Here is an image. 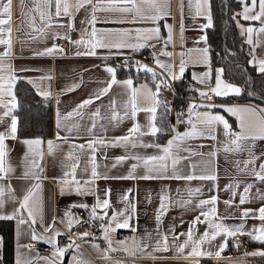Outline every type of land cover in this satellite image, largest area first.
I'll return each instance as SVG.
<instances>
[{"label":"crops","instance_id":"obj_1","mask_svg":"<svg viewBox=\"0 0 264 264\" xmlns=\"http://www.w3.org/2000/svg\"><path fill=\"white\" fill-rule=\"evenodd\" d=\"M6 2V0H4ZM70 5H75L77 0H67ZM111 0H99L100 9L108 7ZM181 0H170V16L162 19L157 24H154L148 20H137L136 22L126 23H112L106 21H114L118 19H125L131 21L134 13H121L118 11H105L98 10L95 12L97 22L95 28L98 30L115 29V30H130L131 38L124 37L126 42L136 44L142 43L145 46L138 50L132 48L123 49H108L97 48L95 49L96 55L94 56H76L77 50L83 52L87 50V46H76L68 39L60 43L54 39V34L59 33L61 36H70L71 40H77L81 38V34L84 29L91 32L92 25L86 21L91 18L92 6L97 4V0H92V4L81 8L76 11L75 7L70 8V11L74 15V21L69 16L62 15L60 18H55V5L52 4L48 11L52 14L51 26H48V18L45 17L44 21H41L39 13L32 11L37 4L33 0H12V21H11V40L12 49L11 55H4L8 51L6 45H0V65L3 66V71H0V75L5 77L12 75L15 77V81L18 78H24L32 84L34 89L38 93L50 92L51 99V115H52V132L45 137H35L27 135H17V139H7L6 144L8 148V155L5 157V167L11 166L14 171L8 173V175L0 180V185L5 188V206L0 212L2 214H11L15 209L19 207V203L22 201L23 196L29 191L34 192V196L30 200V207L33 209V213L36 217V223L34 228L37 234H44L45 237L52 236V232L45 233V228L52 224L53 218H55V228L60 231L64 227H67L65 223L61 222L64 218L66 211H70L74 218H77L76 208L70 207L73 204H87L89 205L88 211L91 210V206L96 204L97 196L102 201L105 199V190L110 189V196L107 198L110 200L108 209H97L98 216H107L104 218V223H109V217L114 213L123 212L128 207V212L125 215H131L132 219L129 221L132 227L124 228L127 230L125 234H121L123 229H117L114 233H109L110 238L113 241L112 248L116 251H110L105 255V249H107V242L103 238V231L100 228L101 221L96 220V232L93 236L85 238L81 243H75L79 248L71 247L65 252L64 256L60 258L62 264H73V257H78L88 264H196V261H200L203 258H213L216 262L219 258H229L233 261L239 260V258L249 255H242L241 253H252L264 251V243L253 240L250 235L245 234L249 242L245 249L240 248L241 252L227 251V247L231 243L229 237L221 234L216 237L212 243L204 244L201 246L203 251H212L215 253L218 250V246L227 239V246L221 253L220 257H191L188 256V252L191 249H185L184 254H179L176 250V245L172 241L173 232L179 237V243H182L186 236L180 235L181 233H187L190 228L193 229L194 239H198L203 235L205 231H210L208 221H214L215 223H222L226 227H235L242 223L240 217L245 209L253 210V213L258 216V210L264 207V200L259 199L257 193H264V182L255 179L251 174L252 165L248 166V171H242L244 168L243 161L247 160L248 152H224L223 148L227 142V137L224 135L223 125L216 127L215 135L216 140L209 138L191 139L187 141L186 147H190L193 151H199L202 153H209L216 149H219L217 155L209 157L204 156H191L187 159H181L176 166V172L181 176L194 174L200 176L203 174H212L213 172L217 176L216 181L193 179L187 181L184 179H98L95 184H89L87 187L94 190L95 194L78 195L75 193V186H65L64 195L60 194L59 180L64 178V173L70 171V165L76 162L78 158L79 163L76 169V179L81 180L82 187L83 181L91 178V150L85 147L83 151L79 149H72L71 145H80L87 143L93 138H103L107 141H111L115 137H122L128 134V130L133 127L135 123H139L141 131H148L147 125L149 123V114L143 111L137 112L135 118H124L122 121L109 122V117L113 113V104L115 101L114 110L119 112L121 116L124 114V105L129 100V92L122 85L116 84L106 95L100 96L99 99H95L97 95L101 93V90L107 87L110 82L111 76L105 71L106 66H111L116 69V78L118 81H124L131 79L133 86L139 88L141 85H147L149 89L155 91V84L158 83L161 73L164 72L155 62L158 58L164 63H171L173 65V72L179 75V65L181 61V54L185 61V71L180 79L175 80L180 87L181 80L184 76H189L193 79V74L197 77L203 75L206 72H210L208 82L204 84L205 89L214 88L216 85V78L218 70L222 69L221 66H213L211 57V48L207 38L206 28L203 25L207 24V11L208 8L202 9V15H196V0H192L191 5L189 0H183V17L179 10ZM203 2V0H201ZM241 6L238 9V21L244 31L249 27L256 29L255 32L249 34L246 31L245 38L248 43L249 35H251L252 44L248 43V49L251 52V62L254 63L259 69V60L264 59V33H260L258 30L264 27L261 21L245 20L243 18V11L245 7L244 0H240ZM41 10H45L46 6L43 0H37ZM139 3V0H138ZM247 4L250 6L251 0H247ZM130 6V5H129ZM141 9L145 15L151 14L148 6L141 4ZM208 6L210 7V14L212 17L211 0H208ZM259 7L257 4L256 11L252 14H257ZM35 17V28L42 29V32L34 31L32 27L31 18ZM63 24L64 27H58L57 24ZM70 23H74L73 28L68 27ZM181 24H183V40L180 38ZM166 25L172 26V42L164 47V40L168 36V28ZM159 27V35L161 39H143L146 33H141V39L137 40L136 29H151L153 27ZM7 27V26H5ZM100 33H98V36ZM32 37H36L33 39ZM206 37V41L202 39ZM0 38L7 39V34H3ZM87 38V37H85ZM109 39H119V37L112 36ZM58 45L64 49L62 54H54L52 56H40L37 53L42 52L46 48H50L53 45ZM155 45V47H151ZM209 49V61H204V54L201 51L203 48ZM151 49L152 57L151 63L141 62V65H147L149 68L155 70L158 74L157 78L152 76L151 72L145 71L143 68L140 72H137L131 65L125 64L119 61V56L122 53H137L141 50ZM163 51L171 52L173 55L167 57L161 55ZM155 54V55H154ZM51 79H47V77ZM220 78L225 84H230L242 89V85L227 80L223 73L220 74ZM198 81V79H195ZM169 83V81H168ZM74 85L75 90L68 91ZM13 94L14 85L12 88ZM229 94H232L229 92ZM16 97V95H15ZM94 99V103L82 109V116L73 115L67 120L61 119V128L57 127V113L60 117L66 116L68 113L73 112L77 105L87 99ZM173 89L165 88L163 85L160 87L159 99L173 100ZM204 98V97H202ZM9 97H5L7 101ZM205 99V98H204ZM203 102H196L192 105L199 107L193 110V120L195 121L196 112H210L212 114H218L225 117L231 126L233 131H240V121L237 116L225 111L226 107H245L253 106L264 108V103H257L249 99H221L218 96L213 95L211 100L205 99ZM172 102V101H171ZM209 104L214 107H208ZM191 105V106H192ZM100 110V117L96 118V128L89 132V128L92 124V113L96 109ZM175 106L172 107L170 116V122L172 129L176 132L183 133L189 130V125L180 123L177 120L175 113ZM5 109L0 108V113ZM13 115L14 112H13ZM16 116V115H15ZM183 120L187 121L188 112L183 115ZM10 118H5L3 123H0V133H5L10 125ZM157 123V121H156ZM78 125V127H74ZM157 126L159 124L157 123ZM66 129H71L68 131ZM57 134L61 138L67 137V142L64 139H57ZM173 132L169 136L161 141L158 137L151 135L140 136L139 134L131 138L133 141H139L143 143H158L162 146L167 144V141L171 139ZM40 138L44 141L40 150L36 153H27V146L22 143L25 139ZM53 141L59 147L55 148L53 153H49L47 148V141ZM203 145V147H200ZM231 146V145H229ZM96 152V164L97 172L101 176L108 177H121L126 176L133 163H136L133 159H128L123 163L116 164V158L119 156H133L139 155L142 157L158 155L159 150L156 148H144L138 146L133 148L131 144L127 148L125 147H111L95 145ZM43 152L42 159L39 155V151ZM73 151V160L66 159L67 153ZM255 155L260 156L261 159L256 161V168L259 170V164L264 163V140L257 139L255 141V147L252 149ZM27 154L28 158L25 159ZM181 157H188L187 152L181 151L179 153ZM35 159L39 167H32V160ZM236 161H241L239 168L236 166ZM113 164H116L113 167ZM195 164L196 168L193 169L192 165ZM87 167L88 171L84 172L83 169ZM25 171L29 173L27 178H22ZM145 169L141 165L137 168L136 175H144ZM172 167L169 161L168 175L172 174ZM34 175L40 177L39 180L34 178ZM70 179V177L68 178ZM36 184H40V188L35 187ZM233 185L232 189H228V185ZM239 187H235L236 185ZM247 184H252L250 189L248 202L241 205L240 198L243 194V189ZM9 187L14 190L9 192ZM201 189L200 194H193L189 196L188 189ZM131 189L132 192L129 195V201L123 202L122 197ZM235 191V196H233ZM167 194L169 200L165 203L168 207L164 210V214L161 216V221L157 222V215L160 214L161 196ZM15 196V200L12 199ZM217 197L216 213L210 214L208 217L201 216V211H209L213 207L212 205H205L203 209L197 207L199 200L210 199L211 197ZM190 200L191 203L182 208L179 206V201ZM150 201V202H149ZM225 201L231 202V207L225 203ZM131 206L135 207V211H131ZM42 215V222H41ZM197 216H200L201 223L193 224V221ZM121 220L123 217L120 218ZM244 223V232L249 233L253 228L258 229L261 226V221L258 218H246ZM135 228V231L132 230ZM159 233V234H158ZM150 234V237H149ZM160 234H168L170 249L167 252H153L155 243L161 238ZM258 234V233H254ZM135 237L136 242H140L142 245L151 243L152 247H148L146 252L150 255H129L123 250V247L134 249L135 243L133 240L128 239L125 246H121L117 241L125 240L126 238ZM0 238L3 239V247L0 248V264H16L18 245H24L33 243L35 251L31 255H35L38 252L41 256H51L54 251V245L44 243L43 241H32L31 230L28 225L19 226L16 220H0ZM99 245V250L92 245ZM20 251H27L20 249ZM40 264H45L44 261H40ZM217 264V263H215Z\"/></svg>","mask_w":264,"mask_h":264},{"label":"snow or ice","instance_id":"obj_2","mask_svg":"<svg viewBox=\"0 0 264 264\" xmlns=\"http://www.w3.org/2000/svg\"><path fill=\"white\" fill-rule=\"evenodd\" d=\"M34 3L37 4V6L32 9V11H35L39 13L41 21L45 20V17L48 18V26H51V20H52V14L48 9L51 8L52 4L55 5V12L54 16L55 18H60L62 15L69 16L72 21H74V15L70 11V8L75 7L76 11H79L81 8L86 7L87 5L92 4V0H77L76 4L70 5L67 0H43V3L46 6L45 10H41L39 7V4L37 3V0H33ZM192 0H189V4L191 5ZM245 7L244 11L242 13L243 18L245 20H252V21H261L262 24H264V0H251L250 6L247 4V0H244ZM141 4H145L148 6V9L151 14L145 15L141 9ZM257 4L259 7V12L257 14H252L256 11ZM130 5V6H129ZM183 0L180 2L179 10L181 13V17H183ZM208 8L207 11V24L203 25L204 28L212 27V17L210 14V7L208 6V0H196V15L200 16L202 15V9ZM98 10H105V11H118L121 13H134L133 18L131 21L125 20V19H118L114 21H106V22H112V23H126V22H136L139 20H148L153 22L154 24L158 25V22L162 19H165L166 17L170 16V0H111L108 7L104 9H100L99 7V0H97V4L92 6V13L91 18L87 20L86 22L91 24L92 30L91 32H88L87 29H84L81 38L77 40H71L70 36H61L59 33L54 34V39H68L71 43H73L76 46L85 45L87 46L86 51H79L77 50L75 52L76 56H94L96 55L95 49L97 48H108V49H123V48H132L133 50H138L139 48L144 47L145 45L142 43H128L124 39V37L131 38V31L130 30H115V29H105V30H98L95 28V24L97 22V17L95 15V12ZM32 20V27L34 31L42 32V29H36L35 28V17L31 18ZM11 21H12V0H0V36L3 34H7V39L0 38V45H6L8 51L4 53V55H11V49H12V40H11ZM7 26V27H5ZM58 27H64L63 24H57ZM168 28V36L167 39L164 40V47L167 48V46L172 42V26L166 25ZM68 27L73 28L74 30V23H70ZM183 24H181L180 29V38L183 40ZM247 33L251 34L256 31V29L249 27L247 29H244ZM260 33H264V27L259 28L258 30ZM136 39H141V33H146L143 37V39H156L159 41L161 39L159 35V27H153L151 29H136ZM98 33L100 35L98 36ZM116 36L119 37V39H109V37ZM87 37V38H85ZM35 39L36 37H32ZM203 40L206 41V37H202ZM248 43L252 44V38L251 35H249ZM151 47H155V45H151ZM204 54V61H209V49L207 47L203 48L201 50ZM64 52L63 48H60L58 45H53L50 48H46L42 52L37 53V55L40 56H52L54 54H62ZM155 55V54H154ZM161 55L171 57L173 53L163 51ZM156 64L164 70L163 73L160 74L161 77L158 83L155 84V91L152 89H149L147 85H141L139 88L133 86V81L131 79H127L124 81H118L116 78V69L111 66H106L105 71L110 74L111 79L110 82H108L107 87L101 90V93L95 97V99H99L100 96L106 95L109 90L112 88L113 85L120 84L129 92V100L124 105V114L123 116L120 115L119 112H116L114 110L115 101L112 102L113 104V113L109 117V122L112 121H122L124 118H135L137 112L143 111L149 114V123L147 125L148 131H141V126L139 123H135L132 128L128 130V134L122 137H115L111 141H105L103 138H93L90 140L87 145L80 144V145H71L72 149H79L83 151L85 147L91 150V156H90V162H91V178L89 180L83 181L84 187H82L81 180L76 179V169L78 167L79 160L76 158V162L72 163L70 165V171H67L64 173V178H61L59 180V183L61 185L60 187V194L64 195L65 192V186H69V190H71V186H75V193L78 195H89V194H95L94 190L89 189L87 185L89 184H95V181L98 179H143V180H151V179H184L187 181H191L193 179H200V180H211L216 181L217 176L213 172L212 174H203L200 176H196L194 174L181 176L176 172V166L180 162L181 159H187L191 156H204L207 155L209 157H215L217 155V152L219 149H216L212 152H209L207 154L199 152V151H193L190 147H186L188 140L191 139H199V138H209L212 140H216V127L218 125H223L224 129V135L227 137V142L225 144V147L223 148V151L228 152H240V151H247L248 152V159L243 161L244 168L241 169L242 171H248V166L252 165L250 174L257 180L264 182V163L259 164V170L256 168V161L260 160L261 157L254 154L252 149L255 147V141L257 139L264 140V108L259 107H253V106H245V107H226L225 111L231 113L234 116H237L240 121V131L236 132L231 129L230 124L225 119L224 116L218 115V114H212L210 112H196L195 113V121L193 120V110L199 106L192 105L188 109V119L187 121L183 120V113L177 114V120L180 123H187L190 127L188 131H185L183 133L176 132L174 129H166L165 126L160 125L157 126V109L163 108L165 112L171 111L168 103L166 101H161L159 99V91L161 85L165 88H170V84L168 83L169 80H177L180 79L185 71V61L183 59V54H181V61L179 65V75L175 74L173 72V65L171 63H164L160 61L158 58L155 60ZM138 67L143 68L147 72H151L152 76L154 78L158 77V74L155 70L152 68H149L147 65H141L139 62H137ZM0 71H3V66L0 65ZM223 69L218 70V75L216 78V85L214 88H209L208 91H200V96L204 97L205 99L211 100L212 96H227L229 92L239 95L241 93V89L239 87H235L230 84H225L222 79L220 78V74L223 73ZM259 71L260 73H264V59L259 60ZM210 76V72H206L203 75L197 77L196 74H193V79H198L199 83L205 84L208 82V77ZM47 79H51V77H47ZM15 83V77L12 75H9L7 77L0 75V108L5 109L2 113H0V123H3L5 118H10L11 122L8 126L5 133H0V180L4 179L8 173H11L14 171V169L9 166L5 167V157L8 155V148L6 144L7 139H17V118L15 115H13V112L15 108L17 107V100L15 95L13 94L12 88ZM76 85H74L71 89H68V91L75 90ZM46 99L50 96V92H43L41 93ZM5 97H9V99L6 101ZM94 103V99L90 98L87 100H84L82 103L77 105L76 109L73 110V112L68 113L64 117H60L59 113H57V127L61 128V119L67 120L71 118L73 115L76 116H82V109H85L87 106ZM208 107H214V105L209 104ZM92 124L89 128V132H92L96 128V118H102L100 117V110L99 108L96 109L94 113H92ZM78 127V125L74 126ZM68 131H71V129H66ZM165 131H172L173 136L171 139L167 141V144L162 146L158 143H143L141 144L139 141H133L131 140L132 137L139 134L140 136L145 135H151L153 137H156L157 134H162ZM57 139H64L65 142H67V137L61 138L59 134H57ZM23 144L27 146V153H36L37 150L41 149V146L44 144V141L40 138L36 139H25L22 141ZM102 145V146H111V147H125L127 148L129 144H131V147L135 148L138 146H142L144 148H156L159 150L158 155H151V156H139V155H133V156H119L116 158V164H120L125 162L128 159H133L136 161V163H133L131 165L130 171L126 176L121 177H108V176H101L97 172V164H96V148L95 145ZM231 145V146H229ZM59 147V145L55 144L53 141L49 140L47 141V148L49 153H53L54 149ZM200 147H203L201 145ZM187 152L188 157H181L179 153ZM39 155L42 159L43 152L42 150L39 151ZM264 155V154H262ZM27 154L25 155V159H27ZM66 159L73 160V151H69L67 153ZM169 161L171 163V167L173 169L172 174L168 175V168H169ZM236 166L239 168V165L241 161H236ZM116 164H113V167L116 166ZM143 166L145 171L144 175L137 176L136 171L137 168L140 166ZM32 167L38 168L39 164L38 162L33 159L32 160ZM192 168L195 169L196 165L193 164ZM84 172L88 171V168L85 167L83 169ZM29 173L25 171L22 178H27ZM70 177V179H68ZM34 178L39 180L40 177L38 175H34ZM35 187L37 189L40 188V184H36ZM235 187H239L237 184ZM253 187L252 184H247L243 189V194L240 198V204L243 205L246 202H248L249 198V192L250 189ZM228 189H232L233 185H228ZM9 192H13L10 187L8 189ZM110 189L105 190V199L102 201L97 196L96 204L91 206L90 210V221L99 220L100 228L103 231V238L107 242V249H105V255H107L110 251H116V249L112 248L113 241L109 236V233H114L117 231V229H124V228H130L132 227L129 223V221L132 219L131 215H125L126 212H128V207L126 206L125 210L123 212L114 213L111 217H109V223L105 224L104 218L107 216V213L104 214V216H98L97 215V209H108L111 207L110 200L107 198L110 196ZM132 192L131 189L128 190V192L122 197L123 202L129 201V195ZM189 196L195 194H200L201 189H188ZM5 195V188L0 185V210H2L5 206V200L3 199ZM259 199L264 200V193H257ZM34 196V192L29 190L22 198V201L19 203V207L13 211L11 214H2L0 212V220H16L18 224V235H19V226H23L25 224L28 225L29 229L31 230V240L32 241H43L44 243L53 244L54 245V251L51 256H41L38 252L35 253V255H31L32 252L35 251V247L33 243H28L24 245H18V251H17V259L16 264H40V261H44L45 264H62L60 262V258L64 256L65 252L68 250V248L76 247L79 248L78 245H75V241L72 240L71 237H69L70 244L65 247H59L55 246V238L64 235L65 233H62L59 229L55 228V218H53L52 224H50L47 228H45V233L52 232V236L45 237L44 234H37L34 225L36 223V217L33 213V209L30 207V200ZM233 196H235V191H233ZM12 199L15 200V196H12ZM169 200V196L167 194H164L161 196V203H160V214L157 215L156 219L159 223L161 221V216L164 214V210L168 207V205L165 203ZM150 202V201H149ZM191 203L190 200L179 201V206L184 208L187 206V204ZM217 203V197L213 196L210 199L199 200V203L197 204V207L200 209H203L205 205H212L210 212L209 211H201V216L208 217L210 214L215 215L216 213V205ZM226 204L231 207L230 201H225ZM70 207H80L83 209H89V205L87 204H73ZM131 211H135V207L131 206ZM258 212V216L253 213V210L251 209H245L243 210L241 214V221L242 223L235 227H226L222 223H215L214 221H208V226L210 231H205L201 237L198 239H194L193 237V229L190 228L187 233H181L180 235L186 236V239L179 243V237L174 234V229L170 230L173 232L172 235V241L176 245V250L179 254H184L185 249L189 248L191 245V249L188 252V256L191 257H200V256H215L220 257L221 253L224 251V249L227 246V239L223 241L222 244L218 246V250L213 253L212 251H203L201 246L204 244H211L212 241L216 239L217 236L223 234L226 237H235L237 234H248L251 236L253 240L259 241L261 243H264V207L259 208L256 210ZM258 218L262 223L261 226L256 229L253 228L251 232L245 233L244 232V223L246 218ZM123 217L121 220L120 218ZM42 215H41V222H42ZM62 223H65L68 227L69 231H71L72 227L75 224H80L82 221L78 218H74L73 214L70 211H66L64 214V218L61 219ZM203 221L200 220V216H197L195 220L193 221V224L201 223ZM133 231H135V228H132ZM258 233V234H254ZM159 234V233H158ZM77 238L81 240H85V238L93 236V233L89 231H84L82 233H77ZM161 238L156 241L155 247L153 248V252H167L170 249L169 244V236L168 234H160ZM150 237V234H149ZM128 239L133 240L135 243L134 249H129L127 247H123L127 244ZM119 245L123 247V250L128 253L129 255H136L137 253H140L141 255H150L146 252V249L148 247H152L151 243L147 245H142L140 242H136L135 237L126 238L125 240L117 241ZM94 248L99 250V245H92ZM3 247V239L0 238V248ZM239 247V245H237ZM20 249H24L27 251V255L25 252L20 251ZM246 255H261L264 256V251L260 252H252V253H246ZM2 259V258H0ZM73 264H88L87 261H84L82 259H79L78 257H73ZM196 264H199V261H196Z\"/></svg>","mask_w":264,"mask_h":264},{"label":"trees","instance_id":"obj_3","mask_svg":"<svg viewBox=\"0 0 264 264\" xmlns=\"http://www.w3.org/2000/svg\"><path fill=\"white\" fill-rule=\"evenodd\" d=\"M240 0H211L212 27L206 28L208 42L211 48L213 66H221L227 80L242 85L241 93L218 96L221 99H249L264 103V73L251 62V52L245 33L238 21ZM228 15L226 17V11ZM226 18V20H225ZM225 20V24L223 25ZM132 66V63H128ZM133 68V66H132ZM17 107L14 114L17 118V135L45 137L52 132L51 99L38 93L32 84L24 78H18L14 83ZM164 99L171 109H157V123L171 130L170 116L177 99ZM172 101V102H171ZM172 131L157 134L164 141ZM231 244V243H230ZM226 248L229 251L230 245ZM264 264V256L249 255L233 261L229 258H203L199 264Z\"/></svg>","mask_w":264,"mask_h":264},{"label":"built area","instance_id":"obj_4","mask_svg":"<svg viewBox=\"0 0 264 264\" xmlns=\"http://www.w3.org/2000/svg\"><path fill=\"white\" fill-rule=\"evenodd\" d=\"M57 42H64L66 39H56ZM152 50L146 49L141 50L137 53H122L119 56V61L128 64L132 63L134 69L137 72H140L142 68L138 67L137 62L141 64L151 63ZM170 87L173 89L174 97L177 99V103L175 105V113L176 115L179 113H183L184 115L188 112L189 107L196 102L206 101L204 98L200 96V91L205 89L204 84L199 83V81L190 78L189 76H184L181 80L180 87H178L175 80H169ZM77 218L82 221L80 224H75L71 231H69L68 227H64L61 231L65 233L64 235H60L55 238V246L65 247L70 244L69 237L72 238L75 243H81V239L77 238V233H82L84 231H89L91 233L96 232V220L90 221V211L77 207L76 208ZM127 230L123 229L120 231L121 234H125ZM232 244L235 246L239 245L240 248L245 249L249 242L245 234H237L235 237H229ZM242 255H246V253H241Z\"/></svg>","mask_w":264,"mask_h":264},{"label":"rangeland","instance_id":"obj_5","mask_svg":"<svg viewBox=\"0 0 264 264\" xmlns=\"http://www.w3.org/2000/svg\"><path fill=\"white\" fill-rule=\"evenodd\" d=\"M230 245H231V246H230L231 249H229V251H231V252H236V253L241 252V250H240L239 247L235 246V245L232 244V243H231Z\"/></svg>","mask_w":264,"mask_h":264},{"label":"water","instance_id":"obj_6","mask_svg":"<svg viewBox=\"0 0 264 264\" xmlns=\"http://www.w3.org/2000/svg\"><path fill=\"white\" fill-rule=\"evenodd\" d=\"M227 15H228V9H227V11H226V17H227ZM225 20H226V18H225ZM225 20H224L223 25L225 24Z\"/></svg>","mask_w":264,"mask_h":264}]
</instances>
